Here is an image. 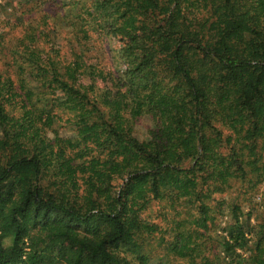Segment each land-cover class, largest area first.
Listing matches in <instances>:
<instances>
[{
	"label": "trees",
	"instance_id": "obj_1",
	"mask_svg": "<svg viewBox=\"0 0 264 264\" xmlns=\"http://www.w3.org/2000/svg\"><path fill=\"white\" fill-rule=\"evenodd\" d=\"M0 57V264H264V0H0Z\"/></svg>",
	"mask_w": 264,
	"mask_h": 264
},
{
	"label": "rangeland",
	"instance_id": "obj_2",
	"mask_svg": "<svg viewBox=\"0 0 264 264\" xmlns=\"http://www.w3.org/2000/svg\"><path fill=\"white\" fill-rule=\"evenodd\" d=\"M65 29H68V28L65 27ZM100 44H101L100 47H98L96 49H93L94 54L97 56V58L94 57V59L97 60L98 58H100L101 60H103V63H108L107 65L109 66V68L112 69L115 74H117L116 70H119V67H118V69L115 68L114 59L112 57V51H111V47L113 45V41L111 39H109V38H105L104 37L103 40L100 41L98 45H100ZM3 60H4V58L1 59V57H0V65L3 64ZM118 66L121 67V64H118ZM153 125H154V122L149 116L143 117L141 119V121L136 126V128H137L136 135L140 139H148V137H149V134H148L149 129L152 128ZM68 130L69 129H67V128L66 129L65 128H61V130H60L61 135H65V136L70 135L71 132L68 131ZM243 209H244L245 212L248 211L247 207H244ZM228 213L229 212L225 211V216L221 220V225L217 226L214 229V232L212 231V234L216 232L219 235L220 233L223 232L222 231L223 230L222 226H225L226 222L230 221L232 219L231 216L228 215ZM252 223L255 224V219L252 220ZM255 232H257L256 228H255ZM6 243L10 244L11 240H6ZM252 243H254L253 239H252ZM181 264H183V263H181ZM224 264H226V263H224Z\"/></svg>",
	"mask_w": 264,
	"mask_h": 264
}]
</instances>
